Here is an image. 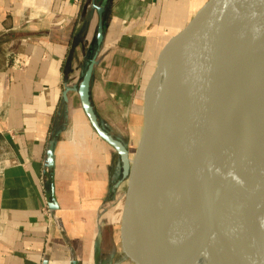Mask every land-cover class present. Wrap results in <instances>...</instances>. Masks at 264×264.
<instances>
[{
    "label": "crops",
    "instance_id": "0c3cea01",
    "mask_svg": "<svg viewBox=\"0 0 264 264\" xmlns=\"http://www.w3.org/2000/svg\"><path fill=\"white\" fill-rule=\"evenodd\" d=\"M205 3L0 0V264H131L120 242L122 160L92 128L78 89L97 54L90 101L98 121L100 92L117 100L126 87L140 116L149 59ZM126 58L135 79L121 85L113 75Z\"/></svg>",
    "mask_w": 264,
    "mask_h": 264
},
{
    "label": "water",
    "instance_id": "95a60500",
    "mask_svg": "<svg viewBox=\"0 0 264 264\" xmlns=\"http://www.w3.org/2000/svg\"><path fill=\"white\" fill-rule=\"evenodd\" d=\"M102 33L100 25L98 44L102 43ZM238 34L243 45L238 41ZM96 60L97 54L90 61L78 95L94 131L122 160L123 177L127 179L120 224L122 253L131 264L167 263V252L158 260H147L139 227L142 219L148 222L163 215L156 202L158 181L163 176L172 189L170 208L174 209L176 218L171 229L173 248L179 264H190L207 217L211 216L210 210L204 207V198L213 188V179L207 161L194 158L195 153L206 152V142L211 135L203 126L205 97L207 99L210 93L215 95V100L224 101L228 110L222 118L209 120L212 128L220 121L219 128L225 125L228 133L237 135L264 155V141L240 123L246 114L253 120L264 114V104L255 95L252 100L245 90L248 61L264 89V0H208L186 26L164 44L141 92L139 111L143 128L133 159L129 158L124 144L103 129L91 104L90 86ZM241 114H244L242 118H235ZM162 136L172 152L179 154L178 161L186 169L182 181L176 173L172 177L156 173L153 164L147 161V154L161 142ZM53 157L54 151H51V168L54 167ZM144 181L153 188L146 194H143ZM191 182L197 187L194 190ZM138 201L141 206L137 205ZM50 210L53 219L51 203ZM257 264H264V257Z\"/></svg>",
    "mask_w": 264,
    "mask_h": 264
},
{
    "label": "bare ground",
    "instance_id": "6f19581e",
    "mask_svg": "<svg viewBox=\"0 0 264 264\" xmlns=\"http://www.w3.org/2000/svg\"><path fill=\"white\" fill-rule=\"evenodd\" d=\"M238 41L243 45L239 34ZM242 48L246 60H249L246 49L244 46ZM247 67L248 85L245 90L252 100L255 95L264 104V89L249 61ZM220 124V121L215 123L209 136L210 140L214 136L219 138L214 139L209 152L214 170L217 167L220 169V177L215 180L213 176V188L205 195L204 207L210 210L211 216L207 217L208 224L200 236L190 264H257L264 257V155L246 142L234 140L230 133L218 127ZM244 124L258 139L264 141V114L254 121L246 116ZM178 156L162 136L161 142L147 154V161L153 164L156 173L169 177L176 173L182 181L186 169L179 163ZM162 177L157 185L160 189H157L156 202L163 215L148 222L142 219L144 222L140 221L139 225L140 238L147 260H158L167 252L166 264H179L173 248L174 233L171 232L176 221L174 209L170 208L173 204L170 200L172 189ZM220 178L225 180L224 184L220 183ZM148 183L144 181L142 184L143 190L146 189L143 194L153 189ZM137 205L141 206V203L138 201Z\"/></svg>",
    "mask_w": 264,
    "mask_h": 264
},
{
    "label": "rangeland",
    "instance_id": "374dc122",
    "mask_svg": "<svg viewBox=\"0 0 264 264\" xmlns=\"http://www.w3.org/2000/svg\"><path fill=\"white\" fill-rule=\"evenodd\" d=\"M207 1L208 0H206V2ZM117 60H119L122 63L125 61L126 70H124V72L120 71L118 74H114L113 77L115 78V80L118 81V84H121V85L126 84L128 82H133L135 79V74L133 73L134 62L128 63L127 58L125 60L124 59L123 60L117 59ZM152 60L154 62L155 58L154 59L153 57L150 58L149 59L150 63L152 62ZM120 87L123 88L122 86ZM115 92L116 93L122 92L124 94L122 95V97H119L117 100H115L114 98H110V97L107 98L108 96H105L107 94L105 90H102L100 92L101 93L100 97H102L104 105L101 106L100 108V118L102 119V121H100L99 123L103 127V129H105L108 133H110V135H112L115 139L119 140L121 143L124 144V146L126 147L129 153V158L133 159V156L135 154V151L138 147V144L141 138V133H142V128H143V121H142L141 114L139 116V114L134 113L136 112V109L135 111H133V109L132 110L130 109V103L133 100V93L135 92V90H133V88L129 89L128 87H126L125 89H123V91L122 89H119V90H116ZM215 98L216 96L215 95L212 96V94L210 93L207 99L205 97L204 103H203V105L205 106L204 114L206 115V117H204V120H203V126L205 127L206 131L207 129L210 130L208 131L207 134H209L212 130V127L209 125L210 119H213L214 117L215 118L218 117L219 119V118H222V116L225 115L226 113L228 114V110L226 111L227 106L225 105V102L223 101L219 103L218 101L215 100ZM117 101L119 102V105H116ZM247 113L249 112L247 111ZM247 115L248 114L244 115V117L242 118V121L240 120V123L242 122L241 124L244 127H245L244 119ZM235 118L239 119L240 117L235 116ZM221 129L223 131L229 132V130L227 129L225 125L221 126ZM231 137L234 140L243 141L242 139L238 138L237 135L235 136L231 135ZM215 138H216L215 136L213 138L211 137V140H208L207 141L208 143L206 142V147L208 148L203 155H201L202 152H199V153L197 152L195 153L194 158L196 159V161H199L201 158H204L203 161L206 160L208 163V166H210L209 171H210V174L212 175V178L214 176L216 178L215 180H217V178L219 180L220 176L218 174L220 173V169H218L217 167V169L214 170V167L212 166V162L210 159V152H209V148L213 144V141ZM218 139L219 138H216L215 140H218ZM218 156L219 154L217 155V157ZM192 179H194V177H192ZM220 180H222L220 181V183H223V184L225 183L224 179L220 178ZM193 184H192V189L194 190V188H197V187L195 186V184H194L195 186L194 187ZM126 189H127V179L125 178L123 181V186L121 188V191H122L121 196L123 197L125 196ZM207 224L208 223H206V226ZM206 226L204 230L206 229ZM204 230H203V233H204Z\"/></svg>",
    "mask_w": 264,
    "mask_h": 264
},
{
    "label": "built area",
    "instance_id": "2783aa9c",
    "mask_svg": "<svg viewBox=\"0 0 264 264\" xmlns=\"http://www.w3.org/2000/svg\"><path fill=\"white\" fill-rule=\"evenodd\" d=\"M54 143V146L52 148V144ZM55 146H56V142L53 140L51 141V143H48L47 145V151H46V158H45V171H44V174L45 176L48 178H52V175H53V169L55 167ZM51 151H54V157H53V162H54V167L51 168ZM49 197V195H48ZM51 210H50V201L49 199L47 200V208H46V213L48 214L49 217H51V214H50Z\"/></svg>",
    "mask_w": 264,
    "mask_h": 264
}]
</instances>
